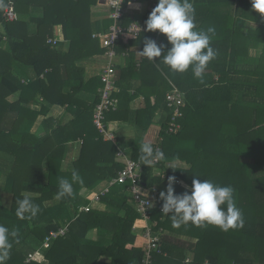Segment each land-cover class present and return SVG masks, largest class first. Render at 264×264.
I'll return each mask as SVG.
<instances>
[{
    "label": "trees",
    "instance_id": "1",
    "mask_svg": "<svg viewBox=\"0 0 264 264\" xmlns=\"http://www.w3.org/2000/svg\"><path fill=\"white\" fill-rule=\"evenodd\" d=\"M7 1L0 0V43L6 40L10 48L9 54L0 49V152L10 159L0 157V180L2 174L5 175L4 185H0V224L8 227L10 232L17 231L18 237L10 236L12 247L5 264H43L39 262L42 258L46 264H141L146 239L136 236L133 227L144 228L145 221L131 203L128 182L110 186L100 197L103 209L83 210L89 202L83 192L116 177L123 167L116 158L120 148L118 142L105 140L93 124V109L99 101L97 88L102 86L101 79L97 76L83 83L84 70L75 65V61L82 57L104 52L105 48L92 36V31L98 30V23L86 21L91 6L101 0H15L19 15L15 21H6L3 17ZM137 2L149 3L150 0ZM129 3L125 2V6ZM224 3L230 7L228 15L233 18L234 25L236 21L243 22L244 16L253 19L257 12L252 9L251 0H194L196 26H202L212 8ZM31 5H41L43 15L34 19L35 29L29 32L21 15ZM108 20L104 30L111 23V19ZM131 20V14L127 13L122 24ZM256 23L264 27V22ZM57 24L62 27L64 39L70 42L67 52L52 39L53 26ZM148 38L152 39L150 33L138 38L126 35L117 42L116 52L118 46L142 45ZM229 47H213L218 55L210 64L212 72L219 75L217 80L209 74V64L204 72V83L172 78L174 85L184 93L185 102L179 119L180 130L168 134L166 128L171 110L166 106L165 96L161 99L165 114L161 118V137L155 146L160 147L165 158L148 166L140 159V148L124 152L142 164L138 190L144 196L148 189L170 175L191 188L193 179L232 186L236 205L243 214L244 227L228 232L213 225L197 227L191 222L174 227L171 214L161 213L164 201L157 197L149 212L153 230L187 233L197 241L175 242L166 235L161 237L162 253L153 255V264H184L189 252L193 254L192 264H204L205 260L207 264L264 261V77L250 80L248 88H242L246 85L244 82L227 78L226 75L236 67L232 56L227 61L226 49ZM155 59L157 65L164 66L162 58ZM12 62L31 66L37 78L27 85L18 81L11 83L4 74L9 72ZM165 71L168 72L166 68ZM67 86L70 90L65 91ZM82 90L93 94L91 102L79 95ZM18 91L17 97L14 95L9 99ZM37 93L49 104H66L69 109L75 108L74 128L77 129L75 123L81 126L76 136L82 139V149L69 170L61 168L65 150L61 136L69 130L67 126H53V118L48 115L45 105L39 111L24 106L34 101ZM113 95L115 97L114 92ZM81 104H84L82 108ZM120 109L107 112L105 121L117 116ZM39 115L45 117L46 132L42 136L31 132ZM139 127L146 128L141 124ZM174 160L186 161L189 168H165L168 161ZM155 168L161 169L159 175H155ZM74 169L83 178V183L73 184L71 198L65 197L55 206H46L45 202L52 200L58 192L59 179L71 180ZM173 188L174 194L191 193L183 186L173 185ZM25 195L39 206L40 211L34 217L28 218L26 214L25 219H20L16 215V201ZM120 210L124 215L118 213ZM66 221L69 223L67 231L44 248L43 241L49 232L57 230ZM94 228L103 234L108 233L106 242L100 244L87 240V233ZM138 238L140 243H136ZM24 247L28 250L41 248L42 257L38 252L29 257ZM101 256L110 257V262H102ZM221 256L230 260L221 261Z\"/></svg>",
    "mask_w": 264,
    "mask_h": 264
},
{
    "label": "crops",
    "instance_id": "2",
    "mask_svg": "<svg viewBox=\"0 0 264 264\" xmlns=\"http://www.w3.org/2000/svg\"><path fill=\"white\" fill-rule=\"evenodd\" d=\"M44 1V0H39ZM149 3L133 2V5L129 3L127 7V13L131 14L133 19L144 18L143 14L146 15ZM230 7L225 3L223 5H217L212 8L207 21L200 27H196V30H206L209 26H214L216 30V35L212 40V47L222 48L226 45L230 47L227 48L226 56L227 61L230 60L232 56L233 61L236 62V67L232 68V72L226 75L227 78L237 79L240 82L246 83L242 88H248L250 80L255 81L261 77H264V27H261L258 22H264V14L256 12L253 19L250 16H244L243 22L236 21L234 25V20L228 14ZM90 17L86 21L98 23V30L92 31L93 34L106 32L104 30L105 22L110 19V8L104 0L99 1L97 4L91 6ZM126 13V14H127ZM233 14V13H231ZM18 15V14H17ZM43 15V7L41 5H31L28 11L22 13L21 18L26 21V29L31 32L35 29L34 19H38ZM19 16V15H18ZM257 16V17H256ZM255 18V19H254ZM109 22V20H108ZM90 25V24H89ZM198 28V29H197ZM235 28V30H233ZM0 31H2L0 29ZM53 38L56 44H61V49L67 52L70 48V42L65 40L63 37L62 27L60 24L53 26ZM95 38V37H94ZM98 39V38H97ZM99 45L104 49L101 44L100 39H98ZM145 42L143 41V44ZM143 44L141 43L131 45L130 47L118 46V51L113 59L107 57L104 52L96 53L90 56L82 57L75 61V65L84 70L83 83L93 77H100L102 70L108 66L110 63L114 65L115 68V98L117 99V108L115 111H120L117 116H112L110 119L106 120V125L108 129L113 132L118 146L127 151L134 147L140 148L141 144L145 142H151L153 145L158 143L160 140V128H161V118L165 114L163 108L162 98L169 91V87L174 85L172 78L177 80L195 81L199 80L194 77L191 67L184 73H174L168 66H159L155 63V60L149 61L142 57L139 51L143 50ZM164 45L162 48V55L165 54L171 45L168 43L166 35L160 38L158 45ZM0 49L5 53H10V48L8 42L3 40L0 43ZM11 63V62H9ZM165 68L168 72L165 71ZM236 68V69H235ZM207 72V69H205ZM209 74L212 75L213 79L217 80L219 75L214 74L211 70V64L209 62ZM5 78L11 83H23L27 85L30 81L37 78V75L31 66L23 63L12 62L10 70L8 73L4 74ZM260 76V77H259ZM43 77V75H41ZM82 83V84H83ZM84 85V84H83ZM175 86V85H174ZM100 87L97 88V93ZM70 90V86L65 87V91ZM244 90V89H243ZM37 98L29 103L24 104L25 107L31 108L32 110L39 111L42 105L48 108V115L53 118L52 125L67 126L69 129L61 136L62 141H65L64 159L61 163L62 170H69L71 168V163L73 160H77L80 156L82 149V139L80 136H76L81 130V126L75 123L77 129L74 128V110L75 108L69 109L67 105L49 104L44 101L39 93H37ZM90 94V93H89ZM87 94L85 91H80L79 95L85 96V100L91 102L93 94ZM240 94V92L238 93ZM19 95V91L15 92L9 99H13ZM84 104H81V108ZM154 110V111H153ZM45 117L39 115L36 121L31 127V132L37 136H42L46 132V124L44 121ZM139 124L144 125L146 128L139 127ZM141 128V129H140ZM75 136V137H74ZM104 140V139H103ZM106 140V139H105ZM0 157L9 160V156L5 153L0 152ZM137 161V160H136ZM165 168H179L188 169L189 164L183 160L168 161ZM161 173L160 168H155V175ZM164 176V175H162ZM172 177V175H170ZM179 182H174L173 185L183 186L189 190V187L181 179H177ZM5 181V175L2 174L0 185L3 186ZM169 179L163 180L159 183L153 185L148 189V193H157L156 197L160 198V192L164 191L166 193L167 185ZM107 182L103 181L96 188L92 190H86L83 192V196L89 201L88 206L90 208L103 209L104 205L100 202V199L92 200L95 193H99L105 186ZM27 195H34L30 192H24ZM56 197V196H55ZM46 201V206H55L58 204L59 200L56 198ZM118 213L122 216L124 211L120 210ZM66 223H68L66 221ZM63 223L62 225H65ZM146 225V223H145ZM98 232L97 229H92L87 233V240L92 242H98L100 244L107 241L109 237L108 233L103 234ZM133 233L136 236L144 237V229L141 226L133 227ZM161 237L167 236L175 242H190L195 243L196 238L190 236L187 233H176L169 230L159 231ZM136 243H140L139 238ZM27 250V255L30 257L35 253H39L42 257V252L39 251L41 248L35 250ZM43 264H46V260L42 258ZM188 262L184 264H192L193 254L189 252L185 260ZM100 260L102 262H110L111 258L108 256H101ZM208 261L205 260L204 264Z\"/></svg>",
    "mask_w": 264,
    "mask_h": 264
},
{
    "label": "clouds",
    "instance_id": "3",
    "mask_svg": "<svg viewBox=\"0 0 264 264\" xmlns=\"http://www.w3.org/2000/svg\"><path fill=\"white\" fill-rule=\"evenodd\" d=\"M131 3V0H129ZM252 9L264 14V0H251ZM145 31H159L166 35L171 45L162 55L164 45H158L153 39H146L140 55L149 61L162 58V63L174 72L184 73L190 67L195 78L204 83V72L209 62L214 60L218 52L212 47L216 35L214 26L206 30H196L194 0H158L145 21ZM140 159L143 165L151 166L154 161L163 160L164 153L154 148L151 142L140 146ZM166 193L160 192L164 201L161 213L171 214L174 227L191 222L194 226L213 225L223 232L244 227V218L237 207L232 186H219L210 180L193 179L191 193L174 194L175 177H169ZM83 183L77 170L72 171L71 180L60 178L56 199L73 196V184ZM16 215L20 219L34 217L40 211L39 206L25 195L16 201ZM11 237H18V232L0 224V264H5L12 247ZM18 243L19 240L17 239Z\"/></svg>",
    "mask_w": 264,
    "mask_h": 264
},
{
    "label": "built area",
    "instance_id": "4",
    "mask_svg": "<svg viewBox=\"0 0 264 264\" xmlns=\"http://www.w3.org/2000/svg\"><path fill=\"white\" fill-rule=\"evenodd\" d=\"M137 0H131L135 2ZM110 8L109 17L111 23L106 32L93 34V37L100 39L102 46L105 48L107 57L113 59L117 52V42L126 35L132 38H138L144 33H150L152 39L159 44L160 38L164 35L159 31H145V21L147 20L152 9L157 5L158 0H150L149 6L144 18H136L131 20L128 24H122L123 18L127 13V5L125 2L129 0H104ZM3 17L6 21H15L18 18L15 10V0H8L4 8ZM100 79L102 86L99 89V101L95 104L93 109V124L97 130L103 135L106 140H113L114 134L106 125V113L113 111L117 108V99L114 97L113 92L115 90V68L112 63L106 66L101 74ZM166 106L171 110L170 119L166 128V133L176 134L180 128L179 119L182 117V107L184 106V93L180 91L176 86L172 85L171 89L165 95ZM154 148H159L153 145ZM161 150V149H160ZM116 158L122 163L123 167L118 171L117 176L107 181L106 186L99 192L95 193L92 200H99L102 195L108 192L110 186L115 183L130 184L129 191L131 194V203L135 207L136 211L140 214L141 218L145 221L146 225L144 229V236L146 239L143 257L141 264H153V255L155 253H162L160 248V234L153 230L150 224V208L155 200L158 198L157 193L142 195L139 190V184L141 182V176L143 173L142 164L139 161L131 159L121 148H118L116 152ZM159 161H154L153 164ZM176 182H179L176 180ZM90 206L83 207L84 211H89ZM69 223L59 227L57 230H52L45 237L43 241V247H49L52 240L59 236H62L68 229ZM188 262V259L185 260Z\"/></svg>",
    "mask_w": 264,
    "mask_h": 264
},
{
    "label": "rangeland",
    "instance_id": "5",
    "mask_svg": "<svg viewBox=\"0 0 264 264\" xmlns=\"http://www.w3.org/2000/svg\"><path fill=\"white\" fill-rule=\"evenodd\" d=\"M242 250L248 252L247 248H243ZM241 252H242V251H241ZM239 253H240V252H239ZM230 254H231V253H230ZM234 255H235V254H234ZM234 255H233V256H234ZM224 260H225V257L221 256V261H224ZM227 260H230V258L227 259ZM227 260H225V261H227ZM255 264H264V261H262V262H256Z\"/></svg>",
    "mask_w": 264,
    "mask_h": 264
},
{
    "label": "water",
    "instance_id": "6",
    "mask_svg": "<svg viewBox=\"0 0 264 264\" xmlns=\"http://www.w3.org/2000/svg\"><path fill=\"white\" fill-rule=\"evenodd\" d=\"M103 1V0H102Z\"/></svg>",
    "mask_w": 264,
    "mask_h": 264
}]
</instances>
